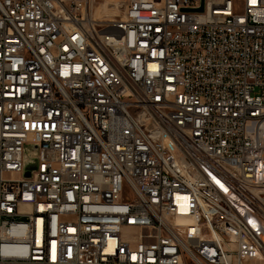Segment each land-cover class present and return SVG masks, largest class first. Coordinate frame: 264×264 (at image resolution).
I'll return each instance as SVG.
<instances>
[{"label":"built area","instance_id":"1","mask_svg":"<svg viewBox=\"0 0 264 264\" xmlns=\"http://www.w3.org/2000/svg\"><path fill=\"white\" fill-rule=\"evenodd\" d=\"M91 6L0 0V264H264V0Z\"/></svg>","mask_w":264,"mask_h":264},{"label":"bare ground","instance_id":"2","mask_svg":"<svg viewBox=\"0 0 264 264\" xmlns=\"http://www.w3.org/2000/svg\"><path fill=\"white\" fill-rule=\"evenodd\" d=\"M117 6H118V2L115 3V6H114L115 9H113L109 5L102 6L101 9H100V7H98L97 11L94 14L92 13L94 21H106L104 19H101L103 14H107L108 16L116 15V13L118 14L119 12L116 8ZM92 7H93V5L91 6L90 10H93Z\"/></svg>","mask_w":264,"mask_h":264},{"label":"rangeland","instance_id":"3","mask_svg":"<svg viewBox=\"0 0 264 264\" xmlns=\"http://www.w3.org/2000/svg\"><path fill=\"white\" fill-rule=\"evenodd\" d=\"M120 1L121 0H92L93 13H95L97 11L98 7H100V9H101V7L105 6V5L106 6L109 5L110 7L113 8V5H115L116 2L119 3ZM118 15H120V13H118V14L116 13V15H113V16H108L107 14H103L101 19H104V20L108 21V20H111V19H113L115 17H118Z\"/></svg>","mask_w":264,"mask_h":264},{"label":"water","instance_id":"4","mask_svg":"<svg viewBox=\"0 0 264 264\" xmlns=\"http://www.w3.org/2000/svg\"><path fill=\"white\" fill-rule=\"evenodd\" d=\"M203 2L202 0V7L199 9V11H203ZM36 169V161L34 163L30 164V166L27 168V172L25 174V177L29 178L31 176V172Z\"/></svg>","mask_w":264,"mask_h":264}]
</instances>
